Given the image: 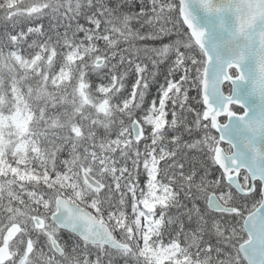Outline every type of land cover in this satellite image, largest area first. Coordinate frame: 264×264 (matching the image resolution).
I'll return each instance as SVG.
<instances>
[{
	"label": "snow or ice",
	"instance_id": "1",
	"mask_svg": "<svg viewBox=\"0 0 264 264\" xmlns=\"http://www.w3.org/2000/svg\"><path fill=\"white\" fill-rule=\"evenodd\" d=\"M0 264H264V0H0Z\"/></svg>",
	"mask_w": 264,
	"mask_h": 264
}]
</instances>
